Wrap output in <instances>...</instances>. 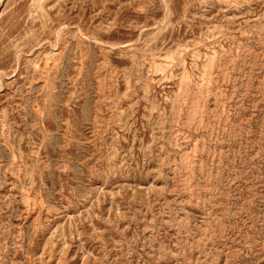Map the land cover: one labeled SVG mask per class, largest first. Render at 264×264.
<instances>
[{"label":"rangeland","instance_id":"obj_1","mask_svg":"<svg viewBox=\"0 0 264 264\" xmlns=\"http://www.w3.org/2000/svg\"><path fill=\"white\" fill-rule=\"evenodd\" d=\"M0 264H264V0H0Z\"/></svg>","mask_w":264,"mask_h":264},{"label":"bare ground","instance_id":"obj_2","mask_svg":"<svg viewBox=\"0 0 264 264\" xmlns=\"http://www.w3.org/2000/svg\"><path fill=\"white\" fill-rule=\"evenodd\" d=\"M52 71H53V69H52Z\"/></svg>","mask_w":264,"mask_h":264}]
</instances>
